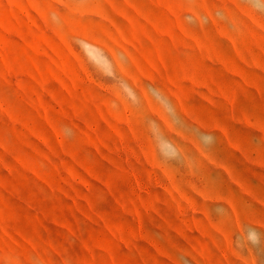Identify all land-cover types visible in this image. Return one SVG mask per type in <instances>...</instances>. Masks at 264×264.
I'll return each mask as SVG.
<instances>
[{
  "label": "rangeland",
  "instance_id": "374dc122",
  "mask_svg": "<svg viewBox=\"0 0 264 264\" xmlns=\"http://www.w3.org/2000/svg\"><path fill=\"white\" fill-rule=\"evenodd\" d=\"M0 264H264V0H0Z\"/></svg>",
  "mask_w": 264,
  "mask_h": 264
},
{
  "label": "bare ground",
  "instance_id": "6f19581e",
  "mask_svg": "<svg viewBox=\"0 0 264 264\" xmlns=\"http://www.w3.org/2000/svg\"><path fill=\"white\" fill-rule=\"evenodd\" d=\"M217 26V25H216ZM92 74H93V72H92ZM89 76V75H88ZM4 101V100H3ZM10 105V104H9Z\"/></svg>",
  "mask_w": 264,
  "mask_h": 264
}]
</instances>
